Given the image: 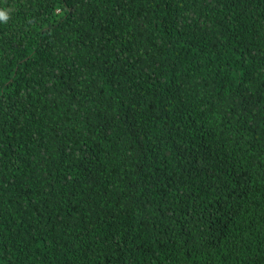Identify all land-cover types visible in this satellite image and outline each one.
Segmentation results:
<instances>
[{
  "label": "trees",
  "instance_id": "16d2710c",
  "mask_svg": "<svg viewBox=\"0 0 264 264\" xmlns=\"http://www.w3.org/2000/svg\"><path fill=\"white\" fill-rule=\"evenodd\" d=\"M0 9V264H264V0Z\"/></svg>",
  "mask_w": 264,
  "mask_h": 264
},
{
  "label": "clouds",
  "instance_id": "9594fccd",
  "mask_svg": "<svg viewBox=\"0 0 264 264\" xmlns=\"http://www.w3.org/2000/svg\"><path fill=\"white\" fill-rule=\"evenodd\" d=\"M8 19L9 13L4 9H0V21L7 22Z\"/></svg>",
  "mask_w": 264,
  "mask_h": 264
}]
</instances>
